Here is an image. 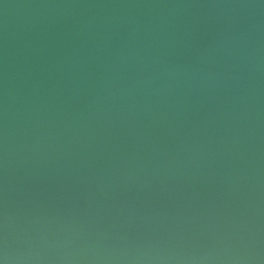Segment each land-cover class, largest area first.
Returning a JSON list of instances; mask_svg holds the SVG:
<instances>
[{
	"label": "water",
	"instance_id": "95a60500",
	"mask_svg": "<svg viewBox=\"0 0 264 264\" xmlns=\"http://www.w3.org/2000/svg\"><path fill=\"white\" fill-rule=\"evenodd\" d=\"M0 264H264V0H0Z\"/></svg>",
	"mask_w": 264,
	"mask_h": 264
}]
</instances>
